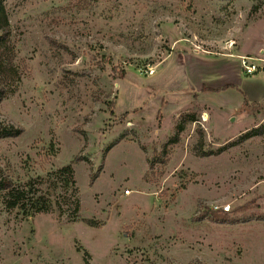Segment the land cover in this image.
Listing matches in <instances>:
<instances>
[{
	"label": "rangeland",
	"instance_id": "obj_1",
	"mask_svg": "<svg viewBox=\"0 0 264 264\" xmlns=\"http://www.w3.org/2000/svg\"><path fill=\"white\" fill-rule=\"evenodd\" d=\"M5 3L0 180L51 211L0 191V264H264V0Z\"/></svg>",
	"mask_w": 264,
	"mask_h": 264
},
{
	"label": "trees",
	"instance_id": "obj_2",
	"mask_svg": "<svg viewBox=\"0 0 264 264\" xmlns=\"http://www.w3.org/2000/svg\"><path fill=\"white\" fill-rule=\"evenodd\" d=\"M15 51L12 44V31L9 20V15L6 8L5 0H0V101L4 98L7 93V85L17 79L19 80L20 76L15 63ZM122 77H125V74H122ZM229 87H235L233 84L226 85L222 88L225 90ZM245 103L248 102L246 95L244 96ZM190 120H194L191 118ZM22 128H17L14 126L1 127L0 128V138L4 137H15L22 133ZM264 135V124L258 126L255 129H252L244 133L240 137V142H243L247 139H250L254 136ZM203 144V140H200V145ZM200 155H211L212 152H204L198 149ZM73 173L72 167L70 165L65 166L59 169L56 172H53L52 175L64 177L65 186L73 185L74 182H70V178L67 176ZM64 175V176H63ZM96 175H92L91 183H94ZM7 190L8 194L5 199V205L8 209L19 208L23 211L24 214L29 213H48L51 211V200L46 198V195H38V190H34V186L31 182L27 183L23 187H17L11 179L2 178L0 180V191ZM73 198V209L74 215L79 211V200L77 198L75 190L71 192ZM226 213V212H224ZM87 224L93 226L91 220H85Z\"/></svg>",
	"mask_w": 264,
	"mask_h": 264
},
{
	"label": "built area",
	"instance_id": "obj_3",
	"mask_svg": "<svg viewBox=\"0 0 264 264\" xmlns=\"http://www.w3.org/2000/svg\"><path fill=\"white\" fill-rule=\"evenodd\" d=\"M243 66L245 67L246 72H247L248 74H253V73L256 71V65H255V64L249 65V64H247L245 61H243ZM153 72H154V71H153L152 69H150V73H153ZM125 193H126V194H130L131 191L127 189V190L125 191ZM223 209H224L225 211H230V205L224 206Z\"/></svg>",
	"mask_w": 264,
	"mask_h": 264
},
{
	"label": "bare ground",
	"instance_id": "obj_4",
	"mask_svg": "<svg viewBox=\"0 0 264 264\" xmlns=\"http://www.w3.org/2000/svg\"><path fill=\"white\" fill-rule=\"evenodd\" d=\"M208 119H209L208 114L205 113L204 120H205V121H208Z\"/></svg>",
	"mask_w": 264,
	"mask_h": 264
},
{
	"label": "water",
	"instance_id": "obj_5",
	"mask_svg": "<svg viewBox=\"0 0 264 264\" xmlns=\"http://www.w3.org/2000/svg\"><path fill=\"white\" fill-rule=\"evenodd\" d=\"M232 120H233V118H232Z\"/></svg>",
	"mask_w": 264,
	"mask_h": 264
},
{
	"label": "crops",
	"instance_id": "obj_6",
	"mask_svg": "<svg viewBox=\"0 0 264 264\" xmlns=\"http://www.w3.org/2000/svg\"><path fill=\"white\" fill-rule=\"evenodd\" d=\"M256 102V101H255Z\"/></svg>",
	"mask_w": 264,
	"mask_h": 264
}]
</instances>
